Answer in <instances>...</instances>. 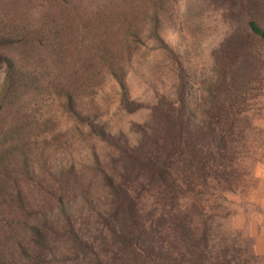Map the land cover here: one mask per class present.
Masks as SVG:
<instances>
[{
  "label": "trees",
  "instance_id": "16d2710c",
  "mask_svg": "<svg viewBox=\"0 0 264 264\" xmlns=\"http://www.w3.org/2000/svg\"><path fill=\"white\" fill-rule=\"evenodd\" d=\"M92 1L0 0V264H264L220 212L253 149L264 0H206L230 30L198 83L165 39L170 0ZM171 63L172 96L128 120L133 82Z\"/></svg>",
  "mask_w": 264,
  "mask_h": 264
},
{
  "label": "rangeland",
  "instance_id": "374dc122",
  "mask_svg": "<svg viewBox=\"0 0 264 264\" xmlns=\"http://www.w3.org/2000/svg\"><path fill=\"white\" fill-rule=\"evenodd\" d=\"M92 2L96 5L103 2V0H94ZM118 2V0L115 1V6L118 5ZM138 3L140 2L138 1ZM169 6L167 13L169 19L166 21L167 26L165 25L168 29L165 31V39L171 44L175 52L182 55L184 65L189 73L196 74V82L198 83L209 73V67L212 63L211 50L220 44L226 33L230 30V26L227 23L228 15L225 9L214 8L206 0H170ZM180 25H184V28H180ZM251 40L253 41V49L261 54L260 56L264 61V40H259L257 37H252ZM152 46L153 44L150 43L147 48L142 47L145 50L143 52L144 56L151 58L154 52L157 51ZM167 62L168 60L166 59L164 63ZM172 66L173 64L171 63L170 71L163 69L164 73L170 76V82L165 79L163 83L152 85L145 77L133 82L131 87L132 97L143 102V107L137 112L130 114L127 117L128 120L142 122L148 111L146 105L153 102L154 96L158 92L167 91V94L172 96L170 94V92L173 93L171 86V80L174 78ZM257 73L260 80L252 82L253 87L255 86L252 90L255 104L251 110L252 116H254L252 122L256 128L250 132L249 136L253 149L247 154L244 161V166L247 168L248 173L244 176V185L238 187L235 192H224L225 199L221 200L224 207L221 208L220 212L228 213L230 220L234 214L233 210L237 209L239 204L246 202L250 188L256 186L255 175L258 172V166L260 162L264 163V65L260 66ZM3 77L4 71H0V84L3 81ZM33 108H36L37 113L40 114V118L48 116L53 113L55 100L52 96H47L45 93L42 100H39ZM81 150L83 148L76 146L75 143H69L64 146H58L56 156L68 153L67 156H70V158L64 159H76L78 158L76 154ZM53 159L59 160L62 158ZM230 226L237 229L233 227L232 223ZM243 232L247 234L246 231L243 230Z\"/></svg>",
  "mask_w": 264,
  "mask_h": 264
},
{
  "label": "crops",
  "instance_id": "0c3cea01",
  "mask_svg": "<svg viewBox=\"0 0 264 264\" xmlns=\"http://www.w3.org/2000/svg\"><path fill=\"white\" fill-rule=\"evenodd\" d=\"M256 173V186H252L246 202L239 204L231 216V223L254 238V250L264 255V163L260 162ZM245 204V205H244ZM244 205V206H243Z\"/></svg>",
  "mask_w": 264,
  "mask_h": 264
}]
</instances>
